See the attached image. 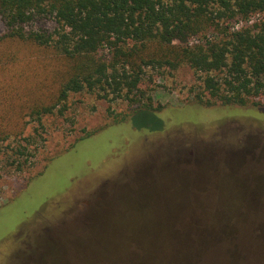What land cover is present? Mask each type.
Returning <instances> with one entry per match:
<instances>
[{"label": "rangeland", "instance_id": "rangeland-1", "mask_svg": "<svg viewBox=\"0 0 264 264\" xmlns=\"http://www.w3.org/2000/svg\"><path fill=\"white\" fill-rule=\"evenodd\" d=\"M40 25L51 31L56 23L33 24ZM4 32L0 18V35ZM193 39L189 44L196 43ZM5 45L0 92L7 85L21 88L25 81L36 83L31 91L41 80L52 85L58 62L47 50ZM141 86L160 110L132 114L137 104L129 98L70 92L63 115H45L40 122L25 116L24 128L0 144V264L180 263L173 255L182 246L169 243L165 228L173 211L184 221L216 220L213 210L202 215L200 205L242 203L241 188L264 186V106L194 103L201 80L185 64L148 70ZM124 113L126 119L113 122ZM82 129L96 131L75 142L85 135ZM200 185L209 192L197 197L193 190ZM257 197L262 207L264 193ZM54 199L62 202L59 210L31 225L30 239L14 244L20 227L32 224L40 207ZM262 209L257 218L264 220ZM255 217H242L238 255L220 247L200 264H264ZM134 236L144 238L142 259L134 255Z\"/></svg>", "mask_w": 264, "mask_h": 264}, {"label": "trees", "instance_id": "trees-1", "mask_svg": "<svg viewBox=\"0 0 264 264\" xmlns=\"http://www.w3.org/2000/svg\"><path fill=\"white\" fill-rule=\"evenodd\" d=\"M252 16L257 19L248 23ZM0 18L5 25L0 54L4 44L28 43L47 50L58 62L50 75L51 86L41 80L31 91L36 83L25 81L21 88L7 85L0 92V144L24 128L25 116L40 122L45 115H63L70 92L102 91L103 96L129 98L137 104L132 114L160 110L162 106L153 104L141 84L146 71L161 67L176 69L185 64L199 74L201 86L191 97L194 103L264 106V0H0ZM47 19L56 23L53 30L33 26ZM238 21L242 25L232 29ZM193 37L204 40L189 44ZM128 115L117 114L112 120L122 121ZM82 131L85 135L75 142L96 130ZM25 140L31 143L30 137ZM194 189L197 197L209 192L201 185ZM241 190L242 203H217L216 209L203 201L202 215L213 210L212 215L219 216L216 220L195 216L184 221L178 210L173 211L165 228L169 243L182 246L173 255L180 262L176 264H200L208 252L220 247L238 255L242 217L256 215L255 237L264 242V220L257 218L264 205H256L264 186ZM61 203L46 201L32 224L24 223L12 242L29 235L28 228L40 225ZM134 240L138 245L134 255L142 259L144 238L134 236Z\"/></svg>", "mask_w": 264, "mask_h": 264}, {"label": "built area", "instance_id": "built-area-1", "mask_svg": "<svg viewBox=\"0 0 264 264\" xmlns=\"http://www.w3.org/2000/svg\"><path fill=\"white\" fill-rule=\"evenodd\" d=\"M253 21V19H252V17L250 18V20H248L247 22L248 23H251ZM242 25V21H238V22H235L234 23V26H235V28L234 29H237V28H239L240 26ZM233 29V28H232ZM194 42H196V43H201L203 40H204V38L203 37H194ZM192 43V41L190 42V44Z\"/></svg>", "mask_w": 264, "mask_h": 264}]
</instances>
